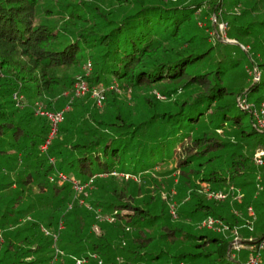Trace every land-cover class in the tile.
<instances>
[{"label":"trees","instance_id":"1","mask_svg":"<svg viewBox=\"0 0 264 264\" xmlns=\"http://www.w3.org/2000/svg\"><path fill=\"white\" fill-rule=\"evenodd\" d=\"M88 61L101 108L70 101ZM263 74L264 0H0V264L235 262L264 239V128L237 101ZM31 98L70 106L50 138Z\"/></svg>","mask_w":264,"mask_h":264},{"label":"built area","instance_id":"2","mask_svg":"<svg viewBox=\"0 0 264 264\" xmlns=\"http://www.w3.org/2000/svg\"><path fill=\"white\" fill-rule=\"evenodd\" d=\"M213 21H215V17L213 16ZM225 29L226 25L224 23L219 24V31L221 32L222 36L225 38ZM227 40V39H226ZM84 69V74L80 75L77 77V80L73 84V87L71 89L70 93V101L74 97H80L85 95L86 93H90L92 97H94L96 103L98 106H101L103 100H104V93H103V87L100 86L99 88L93 87L90 88L87 84V81L85 77L89 74L91 70V63L88 61V63L83 67ZM250 75L252 76L253 82H259L261 78V72L260 70L255 66L251 70H249ZM110 89H115L117 90L116 85H111L109 86ZM15 99H21L22 97L20 95H17L16 93L14 94ZM239 106L247 110L254 121V126L258 128L259 130H262L264 128V100H262L259 104V106H255L253 103H250L247 101V99L243 97H239L237 99ZM37 104V103H36ZM68 109V105L60 111H55V112H50L43 110L42 108L36 107V113L46 116L47 119L50 122L51 125V132L49 138L55 133L57 129L58 123L62 120L63 118V111ZM48 142V140H47ZM264 154V149L259 150L257 153L254 155V161L257 165H263L264 161L262 159V156ZM58 177L61 180H66V176L62 173L58 174ZM215 198L218 199H223L225 197V194L220 192H216L213 194ZM248 211L252 214L251 208H248ZM204 227L207 228H214L213 225L215 223V220L211 217H207L205 220L202 221ZM220 224V223H219ZM221 226V225H220ZM220 228V227H217ZM224 229H226V226H223ZM243 244L240 242V239L235 237L234 240L230 244V248L234 247L237 250H240L239 247H241ZM264 248V239L259 241L254 247H252L249 251V257L245 264H260L261 262V252L262 249Z\"/></svg>","mask_w":264,"mask_h":264},{"label":"rangeland","instance_id":"3","mask_svg":"<svg viewBox=\"0 0 264 264\" xmlns=\"http://www.w3.org/2000/svg\"><path fill=\"white\" fill-rule=\"evenodd\" d=\"M212 17L211 18H213V16L215 17V15H211ZM249 73V72H248ZM263 83H264V74L262 75V83H261V86L262 87H260L259 88V90L257 91V92H253V93H251V94H249V96H248V100H249V102L250 103H255V104H259V102H257L256 101V99L260 96V95H262V94H264V85H263ZM117 91L119 92V93H122L121 92V90H119V89H117ZM126 95L127 96H129L130 95V90L126 93ZM84 96V95H83ZM91 96V95H90ZM122 97H124L123 96V94H122ZM91 98H93L94 99V97H92L91 96ZM95 100V99H94ZM29 102H31V103H34L35 102V104L37 103V105H36V107H37V109L38 108H42L43 109V104L41 103V101L40 100H38V99H36V98H31L30 100H29ZM25 104L27 103V102H24ZM103 104H104V100H103V102H102V104H101V106H98L97 105V103H96V101H95V105L98 107V108H101V107H103ZM67 105H64V107H62V108H65ZM35 107V108H36ZM69 107L70 106H68V109H69ZM61 108V109H62ZM61 109H59V111L61 110ZM44 110V109H43ZM63 110V109H62ZM255 155V154H254ZM173 167H174V162H168V163H165V164H163L159 169H157V171H159V172H161L162 174L160 175V174H157L156 172H153V173H155L156 175H157V178H159L160 177V180H164V179H166V180H168V179H170V178H172V177H176V173L174 172V170H173ZM137 178H138V176H137ZM138 180V179H137ZM175 182H176V180H175ZM202 190H205V191H207V186L206 185H203L202 184ZM79 188V187H78ZM171 192H174V189H172L171 190ZM213 192H208V197L210 198H215L214 196H213ZM240 194H242V193H240ZM240 194H238V197H240L241 195ZM216 199H218V198H216ZM168 203H169V208L171 209V214L173 215V217L175 216V205L174 204H176V202L178 201V197L177 196H175L174 195V197L172 196L171 198H169L168 200ZM220 222L219 221H217V220H215V223H214V225H213V227L214 228H211V229H213V230H215V232H222V233H224L225 231H226V229H224V228H215V227H220V224H219ZM199 226H201V227H204V225H203V223H202V221H201V223L199 224ZM198 226V227H199ZM256 226L258 227L259 226V221H257L256 222ZM204 228H206V229H209V228H207V227H204ZM248 228V227H247ZM246 227H244V229L241 231V235H244V236H247V235H249V234H252V233H254V232H250L248 229H247ZM235 237H237V236H235ZM237 238H239V237H237ZM240 239V238H239ZM234 240V239H233ZM231 244V243H230ZM230 244H229V247H228V251H230V258H235V262H233V261H230L228 264H245V262L247 261V259H248V257H249V254H250V252L248 251V248L247 247H245L244 245H242L241 247H239L240 248V250H237V249H235L234 247H231L230 248ZM241 248H244V249H241ZM261 257H263V251L261 252ZM262 259V258H261ZM76 264H78V262H76Z\"/></svg>","mask_w":264,"mask_h":264},{"label":"water","instance_id":"4","mask_svg":"<svg viewBox=\"0 0 264 264\" xmlns=\"http://www.w3.org/2000/svg\"><path fill=\"white\" fill-rule=\"evenodd\" d=\"M242 243V241H240Z\"/></svg>","mask_w":264,"mask_h":264}]
</instances>
